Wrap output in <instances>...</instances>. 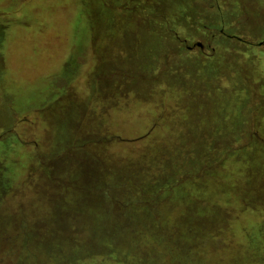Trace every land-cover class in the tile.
Instances as JSON below:
<instances>
[{
    "label": "rangeland",
    "instance_id": "1",
    "mask_svg": "<svg viewBox=\"0 0 264 264\" xmlns=\"http://www.w3.org/2000/svg\"><path fill=\"white\" fill-rule=\"evenodd\" d=\"M208 1L0 0V264H264V0Z\"/></svg>",
    "mask_w": 264,
    "mask_h": 264
},
{
    "label": "flooded vegetation",
    "instance_id": "2",
    "mask_svg": "<svg viewBox=\"0 0 264 264\" xmlns=\"http://www.w3.org/2000/svg\"><path fill=\"white\" fill-rule=\"evenodd\" d=\"M221 22H222V27L220 28V30H219V32H218L221 36H224V37H227V38H235V39L239 40V41L242 42V43L246 42V41H244V39H242V38H240V37H235L234 35H227V34L225 33V31H224V28H223V22H224V20L222 19ZM213 30L216 31L215 28H214ZM215 36H216V34L213 33V35H212V39H213V40L215 39ZM197 42H200V41H197ZM194 44H195V43H194ZM194 44H193V45H194ZM187 48L191 50V49H194V48H196V47H193V46H187ZM198 48L201 49V50H205V45H204V48H200V47H198ZM212 52H213V53L215 52V48H212Z\"/></svg>",
    "mask_w": 264,
    "mask_h": 264
},
{
    "label": "trees",
    "instance_id": "3",
    "mask_svg": "<svg viewBox=\"0 0 264 264\" xmlns=\"http://www.w3.org/2000/svg\"><path fill=\"white\" fill-rule=\"evenodd\" d=\"M222 19L220 18V21H221ZM219 21H218V19H217V22H216V24L218 23ZM214 24H215V22H214ZM207 26V25H206ZM207 28H209L208 26H207ZM16 255H17V253H16ZM19 256H18V259L19 260H21V262L23 263V264H25L24 262H29V261H31V259H29V258H27V257H25V258H23L24 256V254H22V253H20V254H18ZM61 260V259H60ZM71 262H72V264H77V263H74V262H76V261H78V260H73V259H71L70 260ZM20 262V261H19ZM19 262H18V264H19ZM60 263L61 264H68L69 262L67 261V259L66 260H61L60 261Z\"/></svg>",
    "mask_w": 264,
    "mask_h": 264
},
{
    "label": "crops",
    "instance_id": "4",
    "mask_svg": "<svg viewBox=\"0 0 264 264\" xmlns=\"http://www.w3.org/2000/svg\"><path fill=\"white\" fill-rule=\"evenodd\" d=\"M206 3H207V1H206ZM208 6L209 7H218L219 8V12H220V15L222 16V18H223V20L225 21V19H224V11H222V9H221V6H220V4L218 3V0H209L208 1Z\"/></svg>",
    "mask_w": 264,
    "mask_h": 264
},
{
    "label": "water",
    "instance_id": "5",
    "mask_svg": "<svg viewBox=\"0 0 264 264\" xmlns=\"http://www.w3.org/2000/svg\"><path fill=\"white\" fill-rule=\"evenodd\" d=\"M263 44H264V42H261V43H259L258 45L261 46V45H263ZM193 47L204 48V44H203L202 42H196V43L193 45Z\"/></svg>",
    "mask_w": 264,
    "mask_h": 264
}]
</instances>
